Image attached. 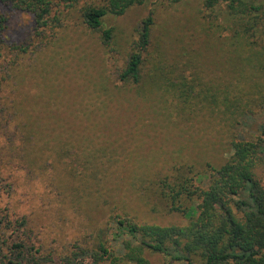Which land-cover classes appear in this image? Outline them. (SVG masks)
<instances>
[{
    "label": "rangeland",
    "instance_id": "obj_1",
    "mask_svg": "<svg viewBox=\"0 0 264 264\" xmlns=\"http://www.w3.org/2000/svg\"><path fill=\"white\" fill-rule=\"evenodd\" d=\"M247 1L252 14L222 2L138 0L105 15L99 30L81 13L102 0H50L40 29L23 6L0 2V247L19 235L40 264H60L74 247L109 246L116 220H192L198 200L183 203L187 214L169 211L158 182L189 167L204 189L206 166L218 168L232 141L264 130V0ZM147 16L138 82L121 80ZM206 87L217 92L212 111ZM254 173L264 184V162ZM142 257L179 264L148 250Z\"/></svg>",
    "mask_w": 264,
    "mask_h": 264
},
{
    "label": "trees",
    "instance_id": "obj_2",
    "mask_svg": "<svg viewBox=\"0 0 264 264\" xmlns=\"http://www.w3.org/2000/svg\"><path fill=\"white\" fill-rule=\"evenodd\" d=\"M14 1L32 15L36 28L46 26L50 0H0L2 3ZM102 1L101 5L87 6L82 10V21L91 30L100 29L105 15H120L138 0ZM221 2L226 3L231 14H252L258 9L247 0H203V6L211 9ZM5 21L0 14V32ZM150 24L151 19L147 16L141 23L137 51L127 59L121 80L138 82L140 53L148 43ZM101 39L108 42V29L101 32ZM189 91L190 88L182 89L177 98L184 102ZM213 92L209 87L203 92V101L211 111L212 106H217V92ZM260 101L264 106V93ZM25 129L27 131L26 125ZM230 151L228 159L218 168L206 166L204 189L194 185L189 167L175 169L168 178L158 182L159 196L169 211L187 214L183 203L192 198L198 200L194 209L196 215L185 226L159 227L136 225L127 219L116 220L109 246L98 243L90 251L74 247L60 264H149L142 257L144 250L179 264H264V184L254 173L264 162V130L261 129L259 137L253 140L237 138L232 141ZM4 220V216H0V225ZM22 222L16 223L13 233L23 227ZM19 237L6 249L1 245L0 264H40L41 259L33 256L37 250L27 246Z\"/></svg>",
    "mask_w": 264,
    "mask_h": 264
}]
</instances>
